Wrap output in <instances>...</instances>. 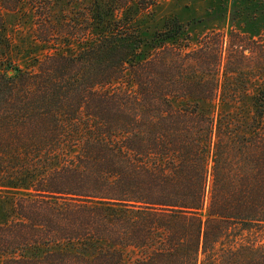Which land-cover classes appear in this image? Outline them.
<instances>
[{"label":"trees","instance_id":"16d2710c","mask_svg":"<svg viewBox=\"0 0 264 264\" xmlns=\"http://www.w3.org/2000/svg\"><path fill=\"white\" fill-rule=\"evenodd\" d=\"M156 3L0 0L1 264H264V37L149 43ZM24 5L42 55L5 36Z\"/></svg>","mask_w":264,"mask_h":264},{"label":"rangeland","instance_id":"374dc122","mask_svg":"<svg viewBox=\"0 0 264 264\" xmlns=\"http://www.w3.org/2000/svg\"><path fill=\"white\" fill-rule=\"evenodd\" d=\"M149 11L136 12L135 16L142 25L146 39L151 43L153 35L164 31L165 24L177 19L184 25L182 43H189L190 47L197 45V39L210 30L228 34L231 27L243 31L254 39V46L259 47L264 35V0H156ZM63 2V3H62ZM83 3L68 4L61 1L52 12L54 20L63 17L76 16L77 11L83 9ZM135 8L132 10L134 11ZM78 16L80 14L78 13ZM7 19L6 37H11L16 50L23 54L42 55L46 52L40 43L32 39L31 31L36 25L33 10L24 5L19 11L5 14ZM149 50V48L147 49ZM20 56V54H19ZM33 58V57H32ZM31 58V59H32ZM250 101V94L246 95ZM207 111H217L218 102L202 103ZM1 264V259H0Z\"/></svg>","mask_w":264,"mask_h":264}]
</instances>
